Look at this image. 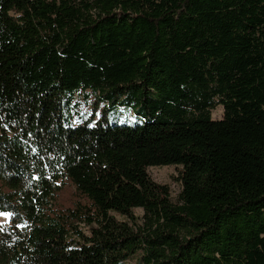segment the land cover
Returning <instances> with one entry per match:
<instances>
[{
    "label": "trees",
    "instance_id": "obj_1",
    "mask_svg": "<svg viewBox=\"0 0 264 264\" xmlns=\"http://www.w3.org/2000/svg\"><path fill=\"white\" fill-rule=\"evenodd\" d=\"M0 212V264H264V0H0Z\"/></svg>",
    "mask_w": 264,
    "mask_h": 264
},
{
    "label": "rangeland",
    "instance_id": "obj_2",
    "mask_svg": "<svg viewBox=\"0 0 264 264\" xmlns=\"http://www.w3.org/2000/svg\"><path fill=\"white\" fill-rule=\"evenodd\" d=\"M82 111L89 112L90 108L84 105L82 107ZM116 114L118 122L120 123H133L135 120L133 114L129 111L119 110ZM223 116L224 110L222 107H218L216 110L213 111L212 117L214 120H220L223 118ZM181 170V167L168 166L149 168L147 172L151 179L157 184L167 185L170 187L172 200L174 203H176L178 201L179 195L182 192V183L180 181ZM135 214L141 217L143 215V211L137 209L135 210ZM9 221V217L0 216V223L8 224ZM141 256V253H137L134 257L126 261L124 264H141Z\"/></svg>",
    "mask_w": 264,
    "mask_h": 264
},
{
    "label": "snow or ice",
    "instance_id": "obj_3",
    "mask_svg": "<svg viewBox=\"0 0 264 264\" xmlns=\"http://www.w3.org/2000/svg\"><path fill=\"white\" fill-rule=\"evenodd\" d=\"M11 213H7V212H0V216H4V217H11ZM18 227H19V225H18Z\"/></svg>",
    "mask_w": 264,
    "mask_h": 264
}]
</instances>
